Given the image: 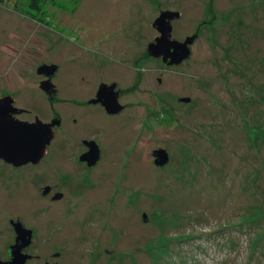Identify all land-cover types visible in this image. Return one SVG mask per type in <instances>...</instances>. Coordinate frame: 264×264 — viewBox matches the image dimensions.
<instances>
[{
	"label": "rangeland",
	"instance_id": "374dc122",
	"mask_svg": "<svg viewBox=\"0 0 264 264\" xmlns=\"http://www.w3.org/2000/svg\"><path fill=\"white\" fill-rule=\"evenodd\" d=\"M9 1L0 5V97L45 119L72 96L65 87L50 99L37 68L59 46L64 63L82 70L84 46L101 42L96 63L117 67L125 109L118 152L105 144L120 161V185L104 201L98 172L83 166L53 173L44 163L21 184L0 160V260H10V220H19L32 230L26 251L38 256L26 264H264V0H79L73 13L50 8L49 24ZM167 9L180 12L173 38L197 36L192 57L171 67L146 51ZM60 80L84 85L72 74ZM65 123L57 141L69 153L75 126ZM158 147L168 153L163 166L151 159ZM30 183L36 211L22 209ZM45 184L64 197L41 196Z\"/></svg>",
	"mask_w": 264,
	"mask_h": 264
},
{
	"label": "flooded vegetation",
	"instance_id": "af4514ba",
	"mask_svg": "<svg viewBox=\"0 0 264 264\" xmlns=\"http://www.w3.org/2000/svg\"><path fill=\"white\" fill-rule=\"evenodd\" d=\"M188 36L189 35L185 36V38ZM193 36L194 38L192 42L188 45L189 50H190L189 56L178 65L184 64L192 57L193 43L197 37L196 35H193ZM155 37L156 36H154L153 38ZM185 38L183 40L180 39V41H184ZM84 48H85L86 54H85V60L82 64L84 69L82 70L74 69L75 66H71L72 64L64 63V57L66 56V49L63 47H59V46L56 47L54 50H52V54H51V56H53L51 59L52 61H49L47 63L43 62L45 64H51L56 67L54 73L51 76V82L55 87V93L52 95V97H49V96L48 97L50 99H54V97L56 96V94L59 93L60 90H64L65 87H68V91H67L68 93L66 95H70L72 97L69 98L70 103H66L67 104L66 107L63 108L62 106H58V104L61 103V101L58 100L57 101L58 104L56 103L55 106L51 107L50 114H48L47 112V115H46L47 117L45 119H40L38 117V114H35L33 118H28L25 116L27 109L23 108L22 106H18L16 104V98L12 96L14 99L13 105L14 107L17 108V111H18L15 115L17 118L28 121V122H32L36 118L40 119L43 122H47V123L51 122L52 120H56V119L60 121L58 125L54 126L55 132H54L52 139L50 140L49 144L46 147L45 155L36 164L29 162L24 165L21 164L18 167H14L13 165L8 164L3 160L1 161L19 170V176H21L19 178V183L21 182V184H22V178H26V177H23V175L26 174L25 171H30V169L34 167L40 168L42 167L44 163L48 165L47 169L53 173H56V171L58 173L61 172V170H64V168L68 164H71L70 167L67 166L66 168L67 170L69 169V171H72L74 169L77 171V167H76L77 165L79 167L83 166L84 169L86 168L87 170H91V172H98L99 177L98 176L97 177H98V180L102 182V187L99 186L98 190L101 192L97 194V197H100L104 201L106 196L110 194V193H107L109 192L110 187L117 188V186L120 185L119 182L117 183V179L119 177L120 171L117 168H115L117 164L118 165L120 164V161L119 159H116L115 154L112 156V152L114 151V153H116L118 152L117 150L120 148V147H116L117 140H115L118 136L117 129L120 126V120L118 121L117 117L121 115V113L125 109V105L121 102L122 94H121L120 88L118 87L119 81L116 79V77L119 76V71L117 67L114 64H109V65L107 64V66H105L104 68L103 66H98L96 63L97 57L99 58L101 55L103 56L105 54L106 46L102 45L101 42H98V44H96V42H88L87 46L85 45ZM94 53L98 55L96 56L95 60L93 59L94 56H92V54ZM110 56L113 57V54H111ZM157 59H161V61L169 67L178 66V65H170L168 64V61L164 62L162 60V57H157ZM75 72H78V75ZM67 74H72L74 79L76 78L77 82L84 81L83 82L84 85H82L83 87L73 82H70V81H68L67 84L66 83L64 84L60 80V78ZM37 75L40 77V81H42L45 78V76H43L42 74L37 73ZM97 75L101 76V78L99 81L95 83V78ZM110 75L111 77H109ZM90 78H93L94 80L93 84H87L90 82L89 80ZM157 82L160 83L161 79L157 78ZM102 89L104 92H101ZM114 92H117L118 103L123 105V109L117 113L112 114L106 111V108L104 107V105L101 104V102L102 100H104L106 93H110L111 95ZM182 98H189V97H182ZM65 101L68 102L69 100H65ZM183 102L187 103L189 101H183ZM86 115L90 118V120H92L93 123L91 124L87 123L90 121L86 119ZM66 120L67 121L70 120L71 121L70 124L72 126H75L74 130L72 131V133L74 134L72 135L75 136L74 146L72 148V151H69V153L64 152V150L60 151L59 149H63V147H60V143L59 141H57V136H58L57 128L59 127L62 128V126H64V128H69L68 124L65 123ZM118 142L121 143V141H118ZM105 144L106 145L113 144V146H110V148H114L113 150H111L112 152L110 153L108 152V148L106 147ZM92 149H98V154H97V159L95 160V162L93 164H90V161L94 159V156L91 154ZM157 149H164V148L158 147ZM153 150H156V149H153ZM151 155H153V152ZM48 158L52 160L48 162ZM151 159H152V162H154V159H155L154 156ZM112 161H114L115 163L114 167H113V164H111ZM67 170L66 171L64 170L65 171L64 173H66ZM116 175H117V179H116ZM66 181L68 182L69 180H66ZM56 185L57 184H45L40 189L41 196L50 197V199L53 201H56L54 200V195L56 196V198L59 197L60 199H62L64 197L63 196L64 193L63 191L59 192L58 191L59 189L58 190L56 189ZM30 186L32 187L31 200L26 201V203L22 204V209H24V205L27 204L28 210L30 209V210L36 211V204H34L35 203L34 186L31 183H30ZM17 221L19 220H16V221L10 220V224L15 233V238H16V232L14 230V226L12 223H15ZM20 223L24 226L23 222H20ZM25 228L29 229L27 227ZM14 243H15V239H14ZM31 243H32V237H31L30 244L24 249H22L24 253L31 255V258L27 260L28 262L32 259H38L37 255H32L31 253L26 251L30 247ZM11 245L9 247H11ZM10 259H11V249H10ZM27 261L26 263H28Z\"/></svg>",
	"mask_w": 264,
	"mask_h": 264
},
{
	"label": "water",
	"instance_id": "95a60500",
	"mask_svg": "<svg viewBox=\"0 0 264 264\" xmlns=\"http://www.w3.org/2000/svg\"><path fill=\"white\" fill-rule=\"evenodd\" d=\"M179 16L180 12L177 10L167 9L161 11L153 21V27L158 31V35L146 47L150 56L162 57V60L164 62L168 61L170 65H178L189 56L188 45L193 40V36L186 37L184 41L172 38L171 21L178 19ZM55 69L54 65L45 63L37 68L38 74L47 77L40 82V87L49 97H52L55 93V87L50 80ZM101 92H104L103 89ZM13 100L11 95L0 97V160L14 167L29 162L36 164L45 155L46 147L55 132L54 126L58 125L60 121L56 119L47 123L38 118L32 122L21 120L15 116L18 111L13 105ZM181 101H189V99L182 98ZM101 104L104 105L108 113L112 114L123 109V105L118 103L117 92L111 95L106 93ZM91 154L94 159L90 161V164H93L97 159L98 149H92ZM153 156L156 165L163 166L168 162V153L164 149L154 150ZM142 218L146 220V215L143 214ZM12 224L16 232V238L15 243L10 247L11 259L9 261L0 260V264H25L31 258V255L24 253L22 249L30 244L32 232L19 221Z\"/></svg>",
	"mask_w": 264,
	"mask_h": 264
},
{
	"label": "trees",
	"instance_id": "16d2710c",
	"mask_svg": "<svg viewBox=\"0 0 264 264\" xmlns=\"http://www.w3.org/2000/svg\"><path fill=\"white\" fill-rule=\"evenodd\" d=\"M8 2L11 1L0 0V5H8ZM12 3V8L26 17L49 24L53 16V13L49 14L50 8L60 12L73 13L79 0H14Z\"/></svg>",
	"mask_w": 264,
	"mask_h": 264
}]
</instances>
